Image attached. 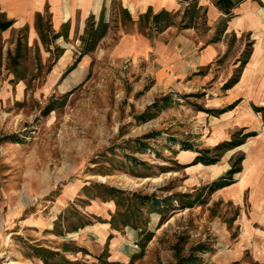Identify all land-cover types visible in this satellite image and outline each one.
<instances>
[{
    "label": "rangeland",
    "instance_id": "obj_1",
    "mask_svg": "<svg viewBox=\"0 0 264 264\" xmlns=\"http://www.w3.org/2000/svg\"><path fill=\"white\" fill-rule=\"evenodd\" d=\"M172 2L0 11V264H264V0Z\"/></svg>",
    "mask_w": 264,
    "mask_h": 264
},
{
    "label": "crops",
    "instance_id": "obj_2",
    "mask_svg": "<svg viewBox=\"0 0 264 264\" xmlns=\"http://www.w3.org/2000/svg\"><path fill=\"white\" fill-rule=\"evenodd\" d=\"M118 2L123 10L132 16L133 19L145 13L147 9H151L155 13L161 9L173 10L174 5L172 0H114ZM173 5V6H172ZM177 5V4H176ZM48 7V11L52 15V22L60 26L66 22H85L89 17H94L97 22L102 17L104 22H107L108 16L112 13L108 0H0V11L3 12L8 18V21L18 22H32L35 13H42L44 7ZM178 8V5H177ZM230 31V29H229ZM129 38V39H128ZM126 40L133 42L136 40L135 35H131ZM139 40V37H138ZM159 51L163 47L159 46ZM167 48V47H166ZM214 49L207 47L199 54L198 65H206L215 57ZM170 54L179 53V50L174 52L172 45H168ZM182 51V50H181ZM133 52V51H132ZM131 52V53H132ZM184 55V54H182ZM163 57L162 53H159ZM260 198L264 200V193L260 192ZM238 203L239 200L237 199ZM263 202V203H262ZM259 201L262 205V230H264V201ZM255 261V259H254Z\"/></svg>",
    "mask_w": 264,
    "mask_h": 264
},
{
    "label": "trees",
    "instance_id": "obj_3",
    "mask_svg": "<svg viewBox=\"0 0 264 264\" xmlns=\"http://www.w3.org/2000/svg\"><path fill=\"white\" fill-rule=\"evenodd\" d=\"M225 12L228 13V9H225Z\"/></svg>",
    "mask_w": 264,
    "mask_h": 264
}]
</instances>
